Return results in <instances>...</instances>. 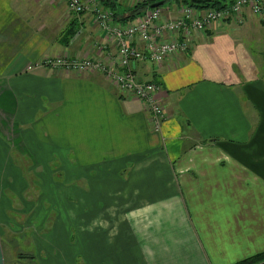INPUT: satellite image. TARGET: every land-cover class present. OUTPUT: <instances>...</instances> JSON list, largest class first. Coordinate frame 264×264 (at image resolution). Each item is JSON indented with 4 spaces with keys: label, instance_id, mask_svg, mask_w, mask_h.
Wrapping results in <instances>:
<instances>
[{
    "label": "crops",
    "instance_id": "crops-1",
    "mask_svg": "<svg viewBox=\"0 0 264 264\" xmlns=\"http://www.w3.org/2000/svg\"><path fill=\"white\" fill-rule=\"evenodd\" d=\"M50 1L0 0V191H48L62 208L51 230L67 242L50 249L52 264H238L264 253V17L247 11L160 65H131L160 88L158 128L103 73L43 67L117 52L92 14ZM115 1V26L141 16L126 19L137 0ZM171 1L162 8L176 15L191 0ZM28 173L41 177L35 189Z\"/></svg>",
    "mask_w": 264,
    "mask_h": 264
},
{
    "label": "built area",
    "instance_id": "built-area-1",
    "mask_svg": "<svg viewBox=\"0 0 264 264\" xmlns=\"http://www.w3.org/2000/svg\"><path fill=\"white\" fill-rule=\"evenodd\" d=\"M72 16L92 14L95 21L107 31L116 45L115 56L108 61L70 60L68 58L48 59L42 65L53 70L90 73L101 72L113 81L120 91L140 100L148 109L156 126L164 120L165 113L157 98L159 86L140 81L131 69L136 62L151 61L155 65L166 62L176 54L189 50L195 36L206 35L213 28L227 21L241 23L247 11L257 17H264V0H234L222 9L195 8L182 4L176 15L160 7H149L135 22L128 26H115L112 11L102 6L101 0H60ZM160 0H137L136 5L154 4ZM143 44V48L138 46Z\"/></svg>",
    "mask_w": 264,
    "mask_h": 264
},
{
    "label": "rangeland",
    "instance_id": "rangeland-1",
    "mask_svg": "<svg viewBox=\"0 0 264 264\" xmlns=\"http://www.w3.org/2000/svg\"><path fill=\"white\" fill-rule=\"evenodd\" d=\"M50 2L57 6L63 5L60 0ZM174 3L175 0H172L168 4ZM35 178L32 174L26 175L31 189H35L36 180L41 181L40 176ZM13 184L11 187L14 186L15 190L0 191V205H3L8 218L7 222H0L7 264H52L50 249L58 247L62 250L67 242L63 239L59 241L61 245L57 246L51 230L58 210L62 208L54 206L50 198L52 194L48 191H25L22 189L24 185L20 188ZM25 203L27 206L24 207ZM67 257L58 256L56 264H67Z\"/></svg>",
    "mask_w": 264,
    "mask_h": 264
},
{
    "label": "trees",
    "instance_id": "trees-1",
    "mask_svg": "<svg viewBox=\"0 0 264 264\" xmlns=\"http://www.w3.org/2000/svg\"><path fill=\"white\" fill-rule=\"evenodd\" d=\"M161 1V0H160ZM159 1V2H160ZM203 4H196L193 3V0L185 3L188 4L191 7H195V8H217V9H222L227 7L228 5L222 3V2H218L215 0H202ZM157 2V3H159ZM102 3L104 4V6L106 8H108L110 11L113 12L115 18H120L123 19L122 15L119 13V6L117 4V2L115 0H102ZM156 4V3H154ZM154 4H140L137 5L133 11L131 12V16L126 18V19H135L138 16L142 15L146 9H148L149 7H152ZM125 20V19H124ZM74 34L72 33L70 36H73ZM70 37L67 36L65 38V44H68ZM238 264H264V253L256 255L254 257H251L249 259H246Z\"/></svg>",
    "mask_w": 264,
    "mask_h": 264
},
{
    "label": "water",
    "instance_id": "water-1",
    "mask_svg": "<svg viewBox=\"0 0 264 264\" xmlns=\"http://www.w3.org/2000/svg\"><path fill=\"white\" fill-rule=\"evenodd\" d=\"M170 0H164L163 2H160V3H156L154 4L151 8L152 9H156V8H160V7H163L167 2H169ZM193 3H196V4H203V1L202 0H193Z\"/></svg>",
    "mask_w": 264,
    "mask_h": 264
}]
</instances>
